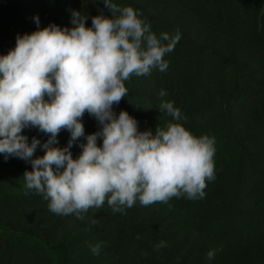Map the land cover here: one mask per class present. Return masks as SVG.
<instances>
[{
	"label": "trees",
	"instance_id": "1",
	"mask_svg": "<svg viewBox=\"0 0 264 264\" xmlns=\"http://www.w3.org/2000/svg\"><path fill=\"white\" fill-rule=\"evenodd\" d=\"M112 2L142 12L158 37L181 33L164 57L168 69L133 75L114 110L136 118L141 131L155 132L174 122L159 111L165 90L163 99L181 109L187 129L215 137L216 178L203 199L147 207L137 200L125 213H113L105 202L80 220L49 211V201L26 188L23 176L32 165L0 154V264H264V0ZM71 10L88 15V27L101 11L111 16L103 0H0V56L15 48L18 34L38 30L37 16L40 29L73 27ZM83 123L85 135L99 130L87 113ZM22 134L29 143L49 138L38 128ZM57 139L66 147L70 132L61 130ZM80 143L86 140L73 146L74 158ZM44 154L38 148L33 159ZM101 241L94 255L90 246ZM161 241L166 246L157 249Z\"/></svg>",
	"mask_w": 264,
	"mask_h": 264
},
{
	"label": "clouds",
	"instance_id": "2",
	"mask_svg": "<svg viewBox=\"0 0 264 264\" xmlns=\"http://www.w3.org/2000/svg\"><path fill=\"white\" fill-rule=\"evenodd\" d=\"M103 3L111 16L101 11L91 17V27L88 15L76 10L71 28L52 23L40 29L35 17L38 30L18 34L15 48L0 56V154L5 161L16 157L32 165L23 176L26 188L49 201L56 215L83 220L81 213L105 202L113 213H125L137 200L147 207L172 198H205L207 182L216 178L215 137L187 129L181 109L163 99L165 90L159 92V111L174 122L155 132L141 131L136 118L114 110L128 95L125 82L133 75L168 69L164 57L181 40L180 31L158 37L142 12ZM86 113L99 128L89 135ZM25 128H38L49 138L42 143L32 137L29 143ZM61 130L70 132L66 147L57 146ZM82 137L86 143L74 158L71 149ZM38 148L45 154L33 159ZM103 243L91 245V252L99 255ZM214 257L215 250L207 253L209 260Z\"/></svg>",
	"mask_w": 264,
	"mask_h": 264
}]
</instances>
